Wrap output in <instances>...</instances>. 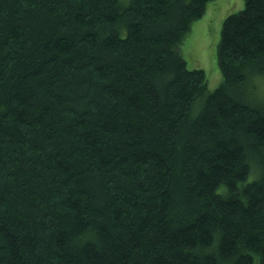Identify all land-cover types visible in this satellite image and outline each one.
<instances>
[{
	"label": "trees",
	"instance_id": "trees-1",
	"mask_svg": "<svg viewBox=\"0 0 264 264\" xmlns=\"http://www.w3.org/2000/svg\"><path fill=\"white\" fill-rule=\"evenodd\" d=\"M209 1L0 0V264H264V0L212 91Z\"/></svg>",
	"mask_w": 264,
	"mask_h": 264
},
{
	"label": "rangeland",
	"instance_id": "rangeland-1",
	"mask_svg": "<svg viewBox=\"0 0 264 264\" xmlns=\"http://www.w3.org/2000/svg\"><path fill=\"white\" fill-rule=\"evenodd\" d=\"M120 1L126 5L129 0ZM243 7L244 0L209 1L202 16L192 22L182 40L180 52L187 67L201 68L205 71L209 91L214 90L222 80L217 61V47L223 20L230 13L237 12Z\"/></svg>",
	"mask_w": 264,
	"mask_h": 264
},
{
	"label": "bare ground",
	"instance_id": "bare-ground-1",
	"mask_svg": "<svg viewBox=\"0 0 264 264\" xmlns=\"http://www.w3.org/2000/svg\"><path fill=\"white\" fill-rule=\"evenodd\" d=\"M216 86V85H215ZM214 88V87H213ZM209 90V89H208Z\"/></svg>",
	"mask_w": 264,
	"mask_h": 264
}]
</instances>
